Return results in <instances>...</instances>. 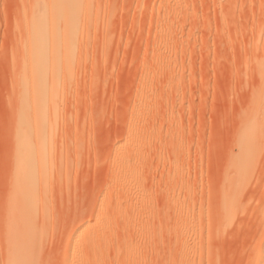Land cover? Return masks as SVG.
<instances>
[{
    "label": "rangeland",
    "instance_id": "obj_1",
    "mask_svg": "<svg viewBox=\"0 0 264 264\" xmlns=\"http://www.w3.org/2000/svg\"><path fill=\"white\" fill-rule=\"evenodd\" d=\"M263 95L264 0H0V264H264Z\"/></svg>",
    "mask_w": 264,
    "mask_h": 264
},
{
    "label": "bare ground",
    "instance_id": "obj_2",
    "mask_svg": "<svg viewBox=\"0 0 264 264\" xmlns=\"http://www.w3.org/2000/svg\"><path fill=\"white\" fill-rule=\"evenodd\" d=\"M47 1H48V0H47ZM54 3H55V2H54ZM51 4H52V3H51ZM48 5H49V4H48ZM52 6H53V5H52ZM53 7H54V6H53ZM62 8H63V7H62ZM52 9H53V8H52ZM59 11H60V10H59ZM35 32H36V31H35ZM32 37H34V36H31V38H32ZM34 40H35V39H33V41H34ZM38 42H40V41H38ZM38 42H37V43H38ZM36 45H37V44H36ZM40 45H41V44H40ZM40 45H39V46H40ZM39 46H37V47H39ZM37 53H38V52H37ZM32 55H33V56H31V57H34V58L36 57V53H33ZM33 83H34V82H33ZM23 85H24V84H23ZM23 90H24V89H23ZM24 91H25V90H24ZM263 96H264V95H263ZM23 97H24V96H23ZM262 100L264 101L263 98H262ZM261 117H262V116H261ZM260 120H261V118H260ZM39 128H40V127H39ZM42 129H43V127H42ZM43 131H44V130H43ZM20 138H21V137H20ZM22 139H23V138H22ZM20 142H22V141H20ZM19 147H20V146H19ZM23 147H24V146H23ZM26 148H27V147H25V149H26ZM24 152H25V151H24ZM22 154H24V153H22ZM254 157H255V156H254ZM245 163H246V162H245Z\"/></svg>",
    "mask_w": 264,
    "mask_h": 264
}]
</instances>
